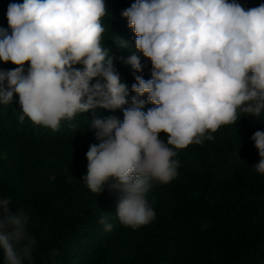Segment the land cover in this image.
<instances>
[{
  "label": "clouds",
  "instance_id": "obj_1",
  "mask_svg": "<svg viewBox=\"0 0 264 264\" xmlns=\"http://www.w3.org/2000/svg\"><path fill=\"white\" fill-rule=\"evenodd\" d=\"M106 14L105 0L9 3L0 63L15 67L0 70V104L16 94L19 118L52 130L78 113L122 110V120L89 122L98 143L88 146L81 180L92 193L117 192L116 216L135 229L155 218L146 194L177 176L179 150L212 140L220 126L237 122L238 112L264 114V3L245 9L236 0H134L121 13L135 36L136 51L123 60L131 86L102 46ZM141 55L151 64L147 80ZM146 102L153 107L145 112ZM251 139L255 171L264 174V130ZM28 223L11 197H0L2 264L32 261L36 240ZM98 223L112 230L106 216Z\"/></svg>",
  "mask_w": 264,
  "mask_h": 264
},
{
  "label": "trees",
  "instance_id": "obj_2",
  "mask_svg": "<svg viewBox=\"0 0 264 264\" xmlns=\"http://www.w3.org/2000/svg\"><path fill=\"white\" fill-rule=\"evenodd\" d=\"M13 2L22 0H0V28H8L6 11ZM236 2L247 9L264 0ZM132 3L105 0L102 17V46L128 86L133 73L123 60L136 51L135 36L121 13ZM141 63L147 80L150 61L141 55ZM14 67L0 63V70ZM151 107L146 102L143 110ZM21 115L16 94L0 104V197H11V206L28 215L36 240L32 261L25 264H264V174L255 171L259 156L251 139L264 130V114L238 112L237 122L220 126L212 140L179 150L177 176L154 183L146 194L155 218L135 229L116 216L117 192L92 193L81 180L88 146L98 143L89 122L94 116L122 120V110L78 113L56 130ZM101 215L111 231L98 223Z\"/></svg>",
  "mask_w": 264,
  "mask_h": 264
}]
</instances>
